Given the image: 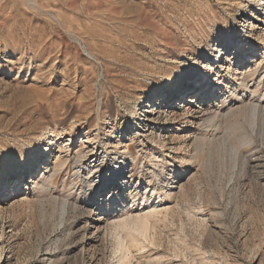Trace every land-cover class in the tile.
Wrapping results in <instances>:
<instances>
[{"label":"rangeland","instance_id":"rangeland-1","mask_svg":"<svg viewBox=\"0 0 264 264\" xmlns=\"http://www.w3.org/2000/svg\"><path fill=\"white\" fill-rule=\"evenodd\" d=\"M261 4L0 0V264H264Z\"/></svg>","mask_w":264,"mask_h":264},{"label":"bare ground","instance_id":"bare-ground-1","mask_svg":"<svg viewBox=\"0 0 264 264\" xmlns=\"http://www.w3.org/2000/svg\"><path fill=\"white\" fill-rule=\"evenodd\" d=\"M260 6H263L264 7V4H261ZM245 39L247 37H244ZM245 46H247L245 43H239V45L237 46H234V52L237 53V52H241V49H243ZM252 51V50H251ZM247 52V51H246ZM220 53L217 54V58L219 59L220 57ZM246 77V76H245ZM204 90H205V87H203V85L201 83H195L193 86H190L188 85V87H186L185 89L183 90H178L177 92H174L169 98L167 101H163V104H164V108H168V106L173 103L174 101H179L180 99L182 100V97H184V95L186 96V98H188L189 96H192L194 98L197 97L198 93L200 91H203V94H204ZM207 92V91H206ZM195 94V95H194ZM202 95V94H201ZM243 101V100H242ZM247 104V103H246ZM165 109L163 112H165ZM160 110V109H159ZM162 112V111H161ZM166 112H168L166 110ZM159 113V112H158ZM208 115V114H207ZM146 125V124H145ZM78 160V159H77ZM76 160V161H77ZM41 163L40 164H44V165H47V163L44 162V160L42 159V161H40ZM75 162V161H74ZM72 163V162H70ZM69 163V165H70ZM119 162H114V164L116 166H120V167H125V160L122 159L120 160V164H118ZM60 166V165H59ZM58 166V167H59ZM74 166V165H73ZM30 167H32L33 169H35L37 166H36V163H33L30 165ZM57 167V166H56ZM61 167V166H60ZM63 168V167H62ZM42 169H44V171L46 170L45 167H43ZM125 168H122V169H119V174L118 176L115 178V181L116 183L118 182H121L122 184H120V187H117L116 189H112V192H115V191H119L118 189H123L124 187V179H125ZM46 173V172H45ZM38 175V174H37ZM51 176V175H50ZM45 177V176H44ZM17 184V183H16ZM124 184V185H123ZM17 188L14 189V191L16 192ZM120 192V191H119ZM106 196V190H105V194L103 196H100V198H105ZM130 196V195H129ZM3 199V198H2ZM1 199V200H2ZM102 200V199H101ZM148 207V206H147ZM62 210H63V213H64V210H66V205H63L62 206ZM91 212V211H90ZM157 212V207L152 205L150 208H148V211L147 212H144L142 214H139L137 216H131V217H126L122 220H119L117 219L114 224H113V230L114 231H120V232H125L127 233V236L129 238H131V241L133 242L136 238V236H142V235H145L148 231V228H149V219L152 217L153 214H155ZM155 216V215H154ZM96 219V218H95ZM111 222V221H110ZM111 224V223H110ZM92 226V225H91ZM101 224H97L96 226V229L98 231H100L102 229V227H100ZM108 226V225H107ZM95 227V226H94ZM116 236V235H115ZM119 235H117V237L115 238V254L117 255V257L115 258V262L114 264H129L128 260H127V257L124 255L126 253V251L124 252V249H125V245H124V242L123 240L118 237ZM94 237V236H93ZM144 237V236H143ZM128 244V243H127Z\"/></svg>","mask_w":264,"mask_h":264}]
</instances>
